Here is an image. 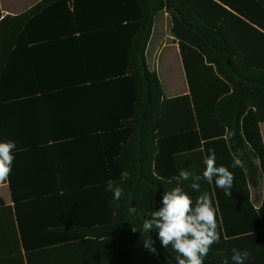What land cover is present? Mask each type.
I'll use <instances>...</instances> for the list:
<instances>
[{
	"label": "trees",
	"instance_id": "16d2710c",
	"mask_svg": "<svg viewBox=\"0 0 264 264\" xmlns=\"http://www.w3.org/2000/svg\"><path fill=\"white\" fill-rule=\"evenodd\" d=\"M218 1L264 30V0ZM220 3L215 0H42L15 17H3L0 8L1 49L20 40L47 43L54 36L49 33L54 28L61 30L56 35L83 29H110L118 31L114 38L110 37L111 56L114 62L121 56L125 64V73L114 63L107 76L119 75L121 78L112 82L129 95V101L123 105L129 108L130 117L123 122L126 128L121 137L127 144H104L103 182H94L89 187H81L84 182L78 181L55 182L52 264H176V253L171 245L162 246L158 229L153 228L147 235L155 241L159 256L143 247L146 234L142 223L148 212L145 206H161L162 193L178 186V164L197 173L203 171L204 158L197 159L184 152L198 135L195 132L198 122L203 128L215 121L219 130L224 135L227 133L229 148L253 186L259 177H264V145L259 129V124L264 122V58L255 55L254 63L242 66L239 54L225 37L232 29L235 33L261 32ZM168 6L173 34L181 46L185 43L201 52L198 55L202 56V67L194 68L193 74L203 78L212 76L218 82L205 84L204 88H213L214 93L212 99L202 102V110H197L189 96L167 99L157 72L147 66L145 53L155 16ZM203 55L208 64H204ZM167 137L169 140H164ZM70 169V165L52 164V173L61 177L65 172L70 173ZM124 170L131 179L121 185L122 198L114 201L107 184L119 183ZM187 183L183 184L185 191L189 189ZM129 206L137 208L135 215H129ZM260 210L264 213V204ZM132 226L141 233L133 232ZM20 231L29 255V250L40 244H27L29 236H25L21 227ZM219 231L222 234L220 225Z\"/></svg>",
	"mask_w": 264,
	"mask_h": 264
},
{
	"label": "crops",
	"instance_id": "0c3cea01",
	"mask_svg": "<svg viewBox=\"0 0 264 264\" xmlns=\"http://www.w3.org/2000/svg\"><path fill=\"white\" fill-rule=\"evenodd\" d=\"M41 1L0 0V8L3 17H15ZM223 6L261 32L235 33L232 29L225 34L239 54L242 66L254 63L255 55L264 58V30ZM170 12L168 6L155 16L145 53L147 66L157 72L167 99L189 96L197 110H202V102L212 99L214 93L213 88L206 90L205 84L218 82L212 76L193 74L194 68L202 67L198 55L201 52L185 43L181 46L173 34ZM60 31L55 28L50 31L54 36L47 43L20 40L13 46L0 47V141L12 140L17 144L11 174L0 182V264H52L55 182L62 179L64 184L84 182L81 187L103 182L104 144H127L121 137L126 128L123 122L130 117L129 108L123 105L129 101V95L113 84V80L121 78L119 75L107 76L114 63L123 68L122 72L125 70L122 57L114 62L109 46L110 37L114 38L118 31L83 29L56 35ZM202 59L208 64L204 55ZM167 64L177 69L182 84L179 91L167 85L171 83L168 74L166 83L163 81L162 67ZM211 123L202 128L198 122L195 131L198 135L184 152L201 159L214 150L216 165L227 167L234 174V181L230 195L216 187L215 178L211 184L201 182L202 190L213 197L222 231L220 242L211 246L204 264H225L226 260L232 264L233 248L252 253L246 264H264V213L260 212L264 204V177H259L253 186L241 163L232 167L240 160L229 148L227 133L219 130L217 122ZM259 129L264 145V122ZM52 164L70 165L72 169L61 177L52 173ZM186 191L197 195L191 189ZM159 207L145 206V212ZM144 216L151 219L147 214ZM20 227L29 236L27 244H40L31 248L29 255L22 243Z\"/></svg>",
	"mask_w": 264,
	"mask_h": 264
},
{
	"label": "clouds",
	"instance_id": "9594fccd",
	"mask_svg": "<svg viewBox=\"0 0 264 264\" xmlns=\"http://www.w3.org/2000/svg\"><path fill=\"white\" fill-rule=\"evenodd\" d=\"M16 150L15 141H0V182L6 181L10 176ZM203 163L205 167L200 173L178 164L176 177L178 186L162 193L161 206L157 210H148L147 215L151 219L143 220L142 231L146 234V238L142 244L152 255L159 256L154 246L155 241L147 235L153 228L159 230L158 239L163 247L168 248L171 245L176 253V264H204L211 246L220 242L218 210L213 204V197L209 191L202 190L201 182L211 184L215 178L216 187L223 189L226 195H230L234 174L227 167L216 165L214 150H210ZM239 165L240 161L237 160L232 167ZM129 179H131L130 173L124 170L120 174L119 183L108 182L107 190L113 193L114 201L122 198L124 189L121 185ZM185 182H188L187 187L191 192L197 195L193 196L189 191H185L183 187ZM128 213L135 215L137 208L129 206ZM132 231L141 233L135 226H132ZM251 256L252 253L247 249H231L232 264H246ZM225 264H228L227 260Z\"/></svg>",
	"mask_w": 264,
	"mask_h": 264
},
{
	"label": "rangeland",
	"instance_id": "374dc122",
	"mask_svg": "<svg viewBox=\"0 0 264 264\" xmlns=\"http://www.w3.org/2000/svg\"><path fill=\"white\" fill-rule=\"evenodd\" d=\"M167 74L169 75L167 78L171 82L170 84L167 83V85L168 86L170 85L171 87L176 88L179 91L181 89L182 84H181L180 76L179 77L177 76V69L173 67L171 64H167L162 67V75H163L164 83H166L165 81ZM176 76L178 77V79H176Z\"/></svg>",
	"mask_w": 264,
	"mask_h": 264
}]
</instances>
